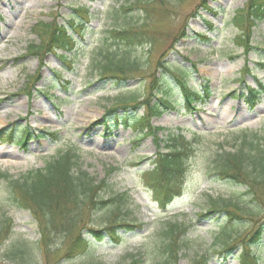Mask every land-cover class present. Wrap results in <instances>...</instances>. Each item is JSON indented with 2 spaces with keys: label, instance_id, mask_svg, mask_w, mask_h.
<instances>
[{
  "label": "rangeland",
  "instance_id": "374dc122",
  "mask_svg": "<svg viewBox=\"0 0 264 264\" xmlns=\"http://www.w3.org/2000/svg\"><path fill=\"white\" fill-rule=\"evenodd\" d=\"M247 1L0 0V129L10 126L7 131L14 133L12 143H0V264H130L133 256L142 258L139 264H156L162 259L161 235L172 223L186 227L179 264H243L246 243L258 228L264 232V212L252 220L212 211V204L223 200L246 208L253 203L245 187L220 179L211 168L217 152L238 147L241 131L264 132V94L254 108L242 96L248 86L264 85V17L254 20L249 44L240 38L244 24L233 22ZM85 6L92 17L75 27L76 10ZM53 19L78 41L68 63L61 51L49 53L44 64L28 51L38 40L35 25ZM143 25L149 38L142 44L118 42L111 32ZM102 45L105 53L130 52L142 69L128 79H102ZM246 65L250 72L241 85ZM180 81L196 91L207 86L211 95L196 109L187 108ZM167 96L171 108L153 119L155 127L164 128L158 135L166 139L181 129L197 149L183 194L162 206L145 178L158 147L153 137L137 143L141 135L130 124L143 117L145 107L121 101ZM105 115L109 127L96 123ZM26 130L31 136L24 146ZM69 148L92 177H108L113 192L128 193L120 219L134 226L117 228L118 243L107 232L99 241L90 230L105 229L112 209L85 211L82 226L91 245L74 258L67 255L72 237L53 232L48 239L46 217L18 201L10 179L2 176L20 178ZM223 229L240 237L232 248L221 243ZM262 242L253 247L258 264H264Z\"/></svg>",
  "mask_w": 264,
  "mask_h": 264
},
{
  "label": "trees",
  "instance_id": "16d2710c",
  "mask_svg": "<svg viewBox=\"0 0 264 264\" xmlns=\"http://www.w3.org/2000/svg\"><path fill=\"white\" fill-rule=\"evenodd\" d=\"M206 3L207 1H204V5ZM135 4L142 5V1H137ZM139 7L141 10L147 11V6ZM76 11L78 12L76 17L79 19V24H83L85 20L88 21L92 16L90 9L86 7H81ZM82 14L85 15L84 18ZM261 15L264 16V0H249L246 8L239 11L236 22L238 24L240 22L248 23L246 29L250 33L255 25L254 20L261 18ZM71 23L75 27L78 25L76 19ZM145 27V25L139 28L128 27L111 32L118 42L136 45L142 44L149 38V33L146 32ZM35 33L38 35V40L31 43L28 51L31 55L38 57L43 62L42 64H44L47 54L59 51L63 52L64 60L68 61L67 53L72 52L77 45V40L69 34L68 28L60 25L56 19L49 22L39 21L35 25ZM103 49L102 45L100 52L103 53L104 60H101L99 69L102 78L126 79L142 69L140 60L132 57L130 52L114 55L110 51L105 53ZM182 84L191 104L203 101L202 96L189 89L184 82ZM262 88L263 90L248 87L250 96L246 101L250 106H255V102L264 93V87L262 86ZM204 92L207 97L210 95L208 89H205ZM121 102L122 104L133 102L134 106L137 104L148 106L146 118L136 120V123L144 125L142 129L139 127L137 130L149 129V132L142 131L144 132L143 135L154 136L159 149L156 159L152 163L153 167L146 173L145 178L147 185L160 195L161 202L168 203L185 189V178L189 173L190 160L197 149L196 143L193 140H188L181 131L171 133L167 139H162L158 135L156 136L161 128L150 129L151 120L163 114L169 104L168 101L161 99L152 104L148 99L139 102L138 98L131 97L130 99H123ZM2 135L3 131L0 132V138L3 137ZM238 136L241 139L238 147L234 150L217 152L211 170L220 179L245 187V195L248 197V201L253 203V208H246L244 203L231 199L223 200L221 203L214 202L212 211L226 212L231 215V219L234 216L236 218L248 217L253 220L260 217L264 212V132L251 131L250 133V131L245 130L241 131ZM80 158L75 149H69L47 161L45 167L32 170L20 178L11 179L8 174L2 175L6 179H10L13 190L19 194L18 201L32 211L46 217L48 224L45 228V234L47 233L48 239L53 232L72 237L68 246V258H74L85 253L91 245V241L84 235L85 227L82 226L87 210L89 212L106 208L112 209L109 216L111 218L105 229L95 230L91 228L90 230L99 239H102L105 236L104 233L107 232L118 242L122 240V236L117 230L118 227L134 228L133 225L124 223L125 219H120L123 206L128 203L130 198L128 193L113 192L108 177L101 180L92 177L89 172L81 168ZM115 170L116 167L112 168L109 174ZM106 191H111V194L109 196L103 195ZM118 213L120 215H117ZM185 232L186 227L184 226L180 227L176 223L169 225V228L161 235L163 238L160 243L162 259L158 260L156 264H179L180 252L187 246V243L183 242L182 239ZM262 232V228H258L252 240L246 244V249L249 251L245 250L242 253L244 259L248 260L250 254H254L250 250L261 241ZM237 238L240 237L234 238L227 229H223L221 243L224 247L232 246L231 244ZM141 259L134 256L130 264H139Z\"/></svg>",
  "mask_w": 264,
  "mask_h": 264
},
{
  "label": "bare ground",
  "instance_id": "6f19581e",
  "mask_svg": "<svg viewBox=\"0 0 264 264\" xmlns=\"http://www.w3.org/2000/svg\"><path fill=\"white\" fill-rule=\"evenodd\" d=\"M0 123H1V121H0ZM2 153V151L0 152V154ZM8 154H11V153H8Z\"/></svg>",
  "mask_w": 264,
  "mask_h": 264
}]
</instances>
